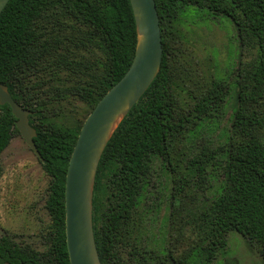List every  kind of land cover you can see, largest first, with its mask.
<instances>
[{
  "label": "trees",
  "instance_id": "16d2710c",
  "mask_svg": "<svg viewBox=\"0 0 264 264\" xmlns=\"http://www.w3.org/2000/svg\"><path fill=\"white\" fill-rule=\"evenodd\" d=\"M163 59L156 79L121 122L101 158L93 198L94 233L102 264H130L144 258L140 247L141 199L153 184V162L172 169L171 151L184 140L194 155L190 171L221 170V191L190 214L199 244L184 261L167 253L169 264H213L228 236L238 233L258 246L264 259V0H155ZM191 8L229 18L242 47L257 57L238 69L234 92L224 80L188 89L191 55L173 46ZM130 0H10L0 15V84L31 111L38 161L51 178L45 208L51 224L44 250L0 237V264H70L65 229L67 169L82 126L101 98L128 71L137 45ZM181 70V72H180ZM201 86V87H199ZM192 99L181 112L174 92ZM234 93L231 126L223 146L198 148L204 132L213 136ZM81 103L86 113L72 125L58 120L64 104ZM10 105H0V161L16 135ZM209 136V137H210ZM214 180L216 175H213ZM218 177L216 180H218ZM180 189H178L179 191ZM142 210V211H143ZM144 213V212H143ZM173 216V211L172 215Z\"/></svg>",
  "mask_w": 264,
  "mask_h": 264
},
{
  "label": "rangeland",
  "instance_id": "374dc122",
  "mask_svg": "<svg viewBox=\"0 0 264 264\" xmlns=\"http://www.w3.org/2000/svg\"><path fill=\"white\" fill-rule=\"evenodd\" d=\"M180 31L172 41L176 49L191 55L187 69L191 80L188 89L192 96L198 91L197 84L212 80L226 81L233 91L238 69L257 57L256 48L241 46L238 31L229 18L215 16L206 9L188 10L180 23ZM233 92L220 129L215 130L213 136L204 132L197 141L198 148L208 142L214 148L223 146L220 134L231 126ZM174 94L180 111L189 114L192 99L181 89ZM62 109L65 116L58 120L69 125L73 119H83L86 113L79 102L66 103ZM259 137L264 141V131ZM171 152L172 169H167L160 158L153 162V184L141 199L145 209L141 205L138 209L142 218L138 238L140 236V247L145 254L144 258L140 256L130 264H169V251L177 260L184 261L192 255L199 239L190 224V214L221 191V170L209 166L203 173L190 171L194 155L190 154L184 140L174 145ZM213 175L220 178L214 180ZM50 184L51 178L37 156L23 137L16 135L0 161V237L8 235L22 245L40 251L45 249L43 236L51 224L45 208ZM201 259L196 256L194 264H202ZM213 264H264V259L258 246L250 244L238 233H231L225 251L218 254Z\"/></svg>",
  "mask_w": 264,
  "mask_h": 264
},
{
  "label": "water",
  "instance_id": "95a60500",
  "mask_svg": "<svg viewBox=\"0 0 264 264\" xmlns=\"http://www.w3.org/2000/svg\"><path fill=\"white\" fill-rule=\"evenodd\" d=\"M10 0H0V15ZM137 45L134 59L123 78L97 103L85 120L71 155L65 185V229L70 264H102L93 223V196L103 153L121 122L149 89L160 72L162 36L155 0H130ZM10 105L16 126L33 153L36 130L30 125L31 111L12 98L0 84V105ZM8 264V263H7Z\"/></svg>",
  "mask_w": 264,
  "mask_h": 264
}]
</instances>
